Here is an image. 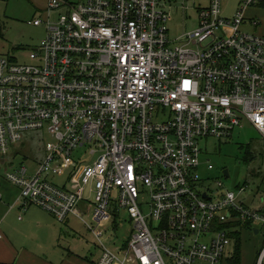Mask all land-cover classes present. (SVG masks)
Instances as JSON below:
<instances>
[{
  "label": "built area",
  "instance_id": "1",
  "mask_svg": "<svg viewBox=\"0 0 264 264\" xmlns=\"http://www.w3.org/2000/svg\"><path fill=\"white\" fill-rule=\"evenodd\" d=\"M225 1L174 40L161 0H48L62 13L34 21L46 27L34 62L0 55V153L25 132L53 138L36 167L7 172L18 204L82 219L102 243L97 264H222L228 223L264 235V209L239 198L245 186L217 198L200 186L202 139L229 138L244 120L264 138V36L241 29L263 0H242L232 18ZM71 163L66 184L49 179ZM112 207L134 224L122 247L102 240Z\"/></svg>",
  "mask_w": 264,
  "mask_h": 264
},
{
  "label": "rangeland",
  "instance_id": "2",
  "mask_svg": "<svg viewBox=\"0 0 264 264\" xmlns=\"http://www.w3.org/2000/svg\"><path fill=\"white\" fill-rule=\"evenodd\" d=\"M161 1L162 7L173 16L169 28L170 37L174 40L198 26L199 9L210 3V0ZM240 1H225L224 16L232 18ZM257 5L248 8L241 29L264 36V9ZM61 13L58 10L48 12V0H0V55L20 64L33 63L30 54L38 50L46 36L45 25H35L34 21L41 19L55 22ZM255 21L259 24L255 25ZM52 140L47 132L29 131L24 133L23 140L9 154L0 153V186H11L6 177L8 171L24 164L36 167L47 154L46 143ZM200 147L202 156L198 172L203 189L209 188L210 194L217 198L226 190L238 192L245 186L246 191L239 198L244 196L245 202L260 205L264 197V138L249 121L244 120L243 125L236 128L229 138L202 139ZM83 152L79 151L78 154L82 155ZM75 165L63 164L59 175H51L49 179L59 185L66 184ZM210 165H213L212 169ZM226 170L229 175L225 173ZM220 182L223 188H220ZM90 200L92 202V198ZM19 211L15 210L12 215L16 221ZM110 213L111 219L100 227L104 231L102 240L107 245L122 247L134 229V224L126 211L115 214L112 207ZM85 219L93 226L97 224L90 215H85ZM23 221L27 222V231H17L18 226L14 225L13 233L18 244L30 252L23 253L20 250L14 264H97V258L103 250L102 243L79 217L70 215L66 222L61 223L49 212L34 205L25 213ZM253 227L262 230L258 223L252 227L240 221L226 225L231 244L222 264L234 261L238 264H264V257L260 259L264 235L262 231L256 233Z\"/></svg>",
  "mask_w": 264,
  "mask_h": 264
},
{
  "label": "crops",
  "instance_id": "3",
  "mask_svg": "<svg viewBox=\"0 0 264 264\" xmlns=\"http://www.w3.org/2000/svg\"><path fill=\"white\" fill-rule=\"evenodd\" d=\"M241 1H240V3H241ZM257 6L264 9V0L261 1ZM8 182H9V184H11V186H9V185L7 187H1L0 186V229L4 234V237L2 239H0V263L14 264L18 260L17 253H20V250L23 251V253L30 252V251H28L27 248L18 244V239L16 238V236L13 233L14 225L18 226L17 231H20V232L27 231V229H26L27 222H24L23 220L25 219V213L27 211H29V209L26 211H23L20 208V206L18 204L20 189L16 185L12 184L9 180H8ZM240 200L246 206H248L252 209H255V210H263L264 209V197L261 198V203H260V205H257V206H254L253 203L249 204V203L245 202L244 196L241 197ZM15 210H20L19 215H18V221H16V219L12 217V215H14V213H15ZM20 216H22V219H20ZM19 221H22V222L19 223ZM252 226H255V224H253ZM253 230L255 232H256V230L258 232H261L260 229L257 227H253ZM101 255H102V253L99 254V256L97 258L98 260L101 257ZM260 256H261V254H260ZM260 259H261V257H260ZM98 260H97V262H98ZM19 263H21V262L19 261ZM22 264H25V263L22 262Z\"/></svg>",
  "mask_w": 264,
  "mask_h": 264
},
{
  "label": "trees",
  "instance_id": "4",
  "mask_svg": "<svg viewBox=\"0 0 264 264\" xmlns=\"http://www.w3.org/2000/svg\"><path fill=\"white\" fill-rule=\"evenodd\" d=\"M245 226H247V227H252V223L250 222V221H248L246 224H245ZM256 229V228H255ZM239 262H237V261H234V262H232L231 264H238Z\"/></svg>",
  "mask_w": 264,
  "mask_h": 264
},
{
  "label": "water",
  "instance_id": "5",
  "mask_svg": "<svg viewBox=\"0 0 264 264\" xmlns=\"http://www.w3.org/2000/svg\"><path fill=\"white\" fill-rule=\"evenodd\" d=\"M225 173L229 175V172H228V170H226V171H225ZM204 196L206 197L207 195H206V194H204ZM256 233H258V231H257V230H256Z\"/></svg>",
  "mask_w": 264,
  "mask_h": 264
}]
</instances>
